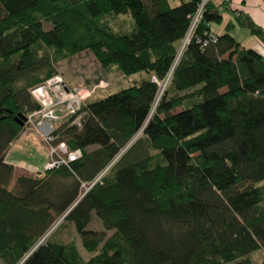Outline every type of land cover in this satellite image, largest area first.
<instances>
[{"label":"trees","instance_id":"trees-1","mask_svg":"<svg viewBox=\"0 0 264 264\" xmlns=\"http://www.w3.org/2000/svg\"><path fill=\"white\" fill-rule=\"evenodd\" d=\"M198 2L0 0L1 261L251 264L264 249V59L240 48L232 24L208 40L221 23L211 1L155 104L150 77L162 80L173 66ZM119 15L132 25L115 27ZM233 17L264 43L247 17ZM84 51L102 69L145 78L86 102L82 128L60 134L80 159L13 178L5 153L23 129L13 118L37 109L29 91L56 75V63ZM64 214L89 259L73 243L39 244ZM92 214L101 231L88 229Z\"/></svg>","mask_w":264,"mask_h":264},{"label":"built area","instance_id":"built-area-1","mask_svg":"<svg viewBox=\"0 0 264 264\" xmlns=\"http://www.w3.org/2000/svg\"><path fill=\"white\" fill-rule=\"evenodd\" d=\"M211 0H199L196 12L191 18L189 30L186 37L181 42L177 57L173 66L166 73L162 80L155 77L151 82L158 87L155 104L160 100L165 87L169 84L174 65L180 54L189 42L195 28ZM218 34L211 31L208 40L212 43L216 41ZM164 81L163 85L160 82ZM106 82L100 81L90 89L78 84L69 85L60 75H54L30 89L29 93L36 104L37 109L25 116L22 133H30L39 141L45 150V162L43 172L57 170L67 167L69 162L80 159L82 153L79 149L71 150L65 141L61 140L60 134L68 128L81 129L83 126L86 112L84 105L97 89H104ZM14 140L9 144L5 156L15 145ZM121 153L107 165L96 177L88 184H82L81 189L88 191L106 175L111 166L116 162ZM65 214L60 216L48 229L39 244L46 241L49 234L64 220ZM46 240H45V239Z\"/></svg>","mask_w":264,"mask_h":264},{"label":"rangeland","instance_id":"rangeland-1","mask_svg":"<svg viewBox=\"0 0 264 264\" xmlns=\"http://www.w3.org/2000/svg\"><path fill=\"white\" fill-rule=\"evenodd\" d=\"M118 17L119 18H116L113 22V25L115 27L121 24L125 27H128L129 23L130 25H132V21L128 16L119 15ZM48 27L49 26L47 24H44L45 29H48ZM179 47L180 46H178L177 50H179ZM54 69L56 75H60L61 77H63V79H65L69 85L78 84L86 87L87 89H90L94 85L98 84L100 81L106 82L105 88L97 89L94 92V94H92V96L88 99V102H94L103 99L108 95L114 94L122 89L137 84L143 78H145L144 73H137L130 77H127L121 75L115 68H110L107 70L102 69L89 51L81 52L68 59L56 63L54 65ZM153 77L154 76H151L150 80ZM163 83L164 81H161L160 85H163ZM166 88L167 86L165 87V89ZM179 110L180 109H177L176 111ZM37 140L38 139H36V137L31 135L30 133L23 134L22 131L14 139L15 143L14 142L13 143L15 145L10 149L9 154L5 156L6 163L14 165V167L17 169L13 174V178L19 175H33L34 173H37V171L27 170L30 169L28 158L31 157L32 154H36L35 151H33V153H30L28 151V147L30 146L29 144H32L33 146L37 145V148H40V146L38 145L40 143ZM44 162H45V158H44ZM43 164L41 165V168L39 170L42 173H43L42 170ZM79 192L80 193L83 192V189L79 188ZM88 229L93 231L102 230V226L99 224V222L96 220L93 214H92V220L88 225ZM107 235H109V233H107ZM46 239L62 244H67V243L75 244L78 253L83 260H87L93 255L86 252L82 248L80 239L76 235L73 225L71 223L65 222L64 220L49 234V236ZM249 258L251 260V264H260L264 260V249H260L254 252L249 256ZM0 264H6V263L0 260Z\"/></svg>","mask_w":264,"mask_h":264},{"label":"crops","instance_id":"crops-1","mask_svg":"<svg viewBox=\"0 0 264 264\" xmlns=\"http://www.w3.org/2000/svg\"><path fill=\"white\" fill-rule=\"evenodd\" d=\"M211 2L218 6L221 13V23L211 25V31L221 35L225 32V27L232 24L233 27L230 29L229 34L239 44L240 48L254 50L264 59V43L246 28L237 26L233 17L234 12L240 13L242 17H247L264 35V0H211ZM223 3L226 5V9H224ZM29 145L28 151L30 153L35 151L36 154H32L28 158L30 169L27 170L39 171L44 162L45 150L40 144H38L40 148H37V145Z\"/></svg>","mask_w":264,"mask_h":264},{"label":"water","instance_id":"water-1","mask_svg":"<svg viewBox=\"0 0 264 264\" xmlns=\"http://www.w3.org/2000/svg\"><path fill=\"white\" fill-rule=\"evenodd\" d=\"M13 120H14V122H16L20 127H22L23 126V123L25 122V117H24V115H22V114H16L15 115V117L13 118ZM77 203V202H76ZM76 203H74L73 204V206H75V204ZM72 206V207H73ZM71 207V208H72ZM39 245V244H38ZM37 245V246H38ZM37 246H35L34 248H36ZM33 250V249H32ZM30 254V253H29Z\"/></svg>","mask_w":264,"mask_h":264},{"label":"bare ground","instance_id":"bare-ground-1","mask_svg":"<svg viewBox=\"0 0 264 264\" xmlns=\"http://www.w3.org/2000/svg\"><path fill=\"white\" fill-rule=\"evenodd\" d=\"M24 124V123H23ZM23 127V126H22Z\"/></svg>","mask_w":264,"mask_h":264}]
</instances>
